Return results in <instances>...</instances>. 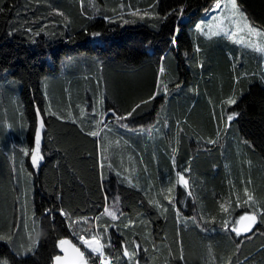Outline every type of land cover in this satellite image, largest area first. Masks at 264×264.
Instances as JSON below:
<instances>
[{
  "label": "trees",
  "instance_id": "obj_1",
  "mask_svg": "<svg viewBox=\"0 0 264 264\" xmlns=\"http://www.w3.org/2000/svg\"><path fill=\"white\" fill-rule=\"evenodd\" d=\"M214 1L83 0L82 8L81 0H0V235L14 236L11 243L0 240V261L51 264L59 253L56 241L72 239L73 230L59 209L72 219L93 218L119 196L123 216L100 220L101 226L111 225V254L122 252L121 244L135 236L141 245L140 264H227L230 256L233 264H264V224L240 237L221 227L226 217L220 203L231 199L235 208L237 195L245 199V187L264 201V79L256 71L258 61L245 56L247 63L240 65L229 40L206 38L195 30L201 12ZM237 3L255 26L264 28V0ZM121 4L124 18L135 23L122 25ZM129 6L142 11L151 6L154 15L140 20L127 14ZM54 9L70 20L67 27ZM105 15L115 22L104 20ZM45 25L47 33L56 35L42 33L32 43L26 29L39 31ZM84 27L102 36L93 38ZM162 56L166 74L160 79L168 84L169 95L161 93L143 105L123 122L127 128L110 114L99 115L115 107L123 116L148 100L157 90ZM233 93L237 104L223 103ZM101 97L103 105L98 103ZM49 106L65 119L48 116ZM37 107L45 120L44 159L32 169L22 149L34 147ZM233 111L239 116L229 127L227 116ZM69 112L76 123L67 118ZM94 119L107 123L96 138L86 134L93 130ZM13 142L16 146L10 148ZM184 168H190L185 175L194 196L186 198L182 186L174 188L172 194L180 201L178 219L161 190L173 187L176 170ZM128 177L138 187L129 185ZM152 198L168 211L161 214L160 208L149 205ZM46 208L53 209L54 224L43 215ZM33 210L41 222L34 230ZM244 210L235 208L233 215ZM204 219L209 221L206 226ZM129 220L135 224L126 229ZM24 222L32 239L40 234L39 247L26 258L14 257L15 246L30 242ZM181 247L184 260H179Z\"/></svg>",
  "mask_w": 264,
  "mask_h": 264
},
{
  "label": "snow or ice",
  "instance_id": "obj_2",
  "mask_svg": "<svg viewBox=\"0 0 264 264\" xmlns=\"http://www.w3.org/2000/svg\"><path fill=\"white\" fill-rule=\"evenodd\" d=\"M81 7L83 8V0H81ZM225 8L227 11L225 14L213 16L211 22H208L205 25V21L201 20L195 24V30L198 33L203 34L206 37H213V36H226L230 39L233 43L244 46L250 50H253L258 53L264 54V28L255 26L247 16V14L241 9L237 0H227L226 4H222L221 0H215L214 9H221ZM93 8L95 5L93 4ZM4 8L0 7V12H3ZM56 15L64 17L67 24L70 23L65 14L57 9L53 10ZM95 11H99V9H95ZM113 13L116 12L115 9L112 10ZM175 11V10H173ZM210 11V9H205V12ZM128 15L132 17H138L140 20L145 19V17H151L154 13L151 11V6L149 9L141 10L139 8L135 10H131L129 6V11L127 12ZM172 13H169V15ZM184 15V6L182 5L179 8V16L182 19ZM125 5H120V14L118 19L122 22V25H127L130 23H135V20L125 19ZM166 18V17H165ZM104 20L108 21L109 23H114L115 19L108 15L103 17ZM47 26H43L39 29V31H33L32 28H27L26 31L30 33L29 39L32 43H35V39L33 37L40 36L42 33L45 35L55 36L56 33H47L45 28ZM155 27V25H153ZM85 33H88L87 27L83 28ZM180 29L177 26L174 29V35L171 37V44L173 46L177 45V37L179 35ZM93 38H97L102 36V33L99 31H93L88 33ZM9 36L13 35L10 31L8 33ZM61 36L64 35L63 32L60 33ZM201 51L199 45L195 46V52L199 53ZM187 55V53H185ZM165 57H160V67H159V75L157 79V90L152 96L149 97L148 100H141L139 103L135 104L134 107L125 115L120 116L118 115V109L112 107L107 110V112L99 113L102 117H106L109 114L115 117L116 123L120 127L127 128V123H123L127 121L130 117L133 116L134 113L137 112L143 105L149 104L152 100L155 99L156 96L161 95L163 93L164 96L169 95V87L167 83H162L160 76L166 74V68L164 66ZM203 67L201 63L199 65ZM247 75V74H245ZM262 79H264V73H262ZM239 77H237V81ZM176 89H179L181 85L177 83L175 85ZM46 95V93H45ZM238 102V97L233 93V95L229 96L223 103L227 104L228 106L236 105ZM100 105H103L104 100L101 97L98 101ZM47 115L51 117H56L59 120H64L65 117L61 116L57 111L52 110L51 106L46 110ZM84 109L80 110V116H84ZM94 116L96 115L95 109H93ZM239 116L238 112L233 111L231 114L227 116V121L229 122V127L231 122ZM68 119L72 120L73 123L77 122L76 117L72 115L71 112L68 113ZM36 119H37V126L35 127L34 133V147L32 148H23L22 152L25 156H29L31 158V165L33 167H39L40 162L44 159V155L41 151V143H42V132L45 130V120L41 115L40 109L36 108ZM107 127V123L105 119H94L93 121V130L88 131L86 134L91 137H99L103 128ZM167 126V125H166ZM83 130V128H82ZM219 135V134H218ZM214 140H209L208 143H215ZM178 143V141H177ZM173 151L175 152L176 149L174 148ZM173 167L176 168V160L173 158L172 160ZM103 162H101L100 167L103 168ZM112 167L111 164L108 165ZM190 172V168H184L183 170H176L175 177L176 183L173 187H169L166 190L162 189L161 191L165 193L164 198L167 200L169 206H171L177 215V218H180V209L177 205L180 201L175 197L172 193L174 192L175 187L182 186L186 192L185 197H193L194 193L191 189L189 179L186 178L185 173ZM119 176L120 174L117 173ZM128 184L134 187H138L137 184H133V180L131 177L127 178ZM171 183V181H170ZM247 183H251V181H247ZM244 196L245 199L241 200L240 196L237 195L235 197V208H243L245 209L242 215L234 216L233 213L235 208L233 207V202L229 199L226 202L220 203L219 210L226 218L221 219V227L225 231H230L236 237H240L244 234H250L255 229L264 224V201H258L253 192L249 191L247 187L244 188ZM26 195V194H25ZM105 200L107 201V195H105ZM120 200L119 196L114 197V202L111 207H108L107 204L104 207L103 213L101 216H108L113 221H116L123 216V212L119 209L118 202ZM149 205L161 209V214L166 213L168 208L161 204L158 200L152 198L148 200ZM44 216L50 218L51 222L55 223V214L53 209L46 208L44 209ZM59 215L63 217L67 221V228L72 229V239L67 237H62L56 241V247L59 249L61 254H57L51 257L52 264H140V260L138 258V252L141 248L140 243L138 240L133 237L130 241L126 240L121 244L122 252H116L115 254H111L109 250L114 248L111 236L108 235L111 225L104 224L101 226L100 220L101 216L89 218V217H79L77 219H72L71 214L68 213L64 208L59 209ZM23 220V216L21 217ZM194 222L199 223L196 217H192ZM32 222H33V230L35 227H40L41 222L35 215V211L33 210L32 213ZM212 223H215V217L212 218ZM209 223L208 220L204 219L203 224L206 226ZM135 224V221L129 220L127 224L124 225V228H128ZM82 225H87V227H82ZM17 231H19L20 225L17 224ZM23 227L26 231L27 238L30 241L27 244L20 243L19 245L15 246L12 249L14 257H22L26 258L30 254H34L35 251L38 250L39 241H40V234H37L36 239H32L31 233L27 232L28 224L26 222L23 223ZM204 230L206 231L207 228L205 227ZM14 239L13 234L9 235H0V240H7L8 242H12ZM76 240V243L73 240ZM79 245V246H78ZM83 249V250H82ZM239 249V244L237 245V250ZM153 250L155 251V245L153 244ZM145 252L148 251L147 248L144 249ZM172 253L169 250V256ZM247 259V258H246ZM179 260H184L183 255V248L181 247ZM0 264H15V261H9L8 259H4L0 261ZM227 264H233V258L230 256L227 260Z\"/></svg>",
  "mask_w": 264,
  "mask_h": 264
},
{
  "label": "rangeland",
  "instance_id": "obj_3",
  "mask_svg": "<svg viewBox=\"0 0 264 264\" xmlns=\"http://www.w3.org/2000/svg\"><path fill=\"white\" fill-rule=\"evenodd\" d=\"M214 3H215V1L211 4V6L206 8V9H210V11L205 12V10H203L201 12L200 18L196 23H198L201 20H204L205 25H206L208 22H211L213 16H217V15H221V14L226 13L227 10L223 7L221 9H214ZM221 3L226 4L227 0H221ZM194 28H195V26H194ZM206 38H209V37H206ZM213 38H220V39L229 40V42L231 44L235 45L237 48V53H238V57H239V62H241V64H240L241 66H244L247 63V60L244 61V57L247 56L248 58H251L255 62L258 61V63H259L258 67L259 68L256 69V71H258L257 73H261V75H262V73H264V54L255 52V51L250 50L244 46L235 44L230 39H228V37L223 36V35L213 36ZM243 54H244V56H243Z\"/></svg>",
  "mask_w": 264,
  "mask_h": 264
},
{
  "label": "crops",
  "instance_id": "obj_4",
  "mask_svg": "<svg viewBox=\"0 0 264 264\" xmlns=\"http://www.w3.org/2000/svg\"><path fill=\"white\" fill-rule=\"evenodd\" d=\"M15 146H16V144H14V142H13V143H9V147H10V148H13V147H15ZM28 159H29V162H30V165H31V158H30V155H29ZM31 167H32V169H35V168H36V167H33L32 165H31ZM146 264H147V262H146Z\"/></svg>",
  "mask_w": 264,
  "mask_h": 264
},
{
  "label": "water",
  "instance_id": "obj_5",
  "mask_svg": "<svg viewBox=\"0 0 264 264\" xmlns=\"http://www.w3.org/2000/svg\"><path fill=\"white\" fill-rule=\"evenodd\" d=\"M244 235H245V234H244ZM58 254H61V253L59 252ZM51 264H52V262H51Z\"/></svg>",
  "mask_w": 264,
  "mask_h": 264
}]
</instances>
